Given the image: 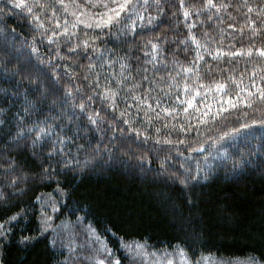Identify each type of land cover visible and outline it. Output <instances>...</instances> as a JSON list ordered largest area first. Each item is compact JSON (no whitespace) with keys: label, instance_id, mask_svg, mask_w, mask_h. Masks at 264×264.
<instances>
[{"label":"snow or ice","instance_id":"1","mask_svg":"<svg viewBox=\"0 0 264 264\" xmlns=\"http://www.w3.org/2000/svg\"><path fill=\"white\" fill-rule=\"evenodd\" d=\"M178 3L185 20L192 16L199 17L205 10L216 9L219 12L220 9L229 7H235L237 10L247 9L244 15L245 23L251 33L250 39L264 34V0L255 7L249 3V0H241L236 5L223 2L218 4L216 0H178ZM165 5L172 9L176 7L171 0H151V3L150 0H83V2L82 0H0V33L5 35L15 33V28L10 29L7 22L8 17L11 16L28 28L32 39L29 45V56L23 61L20 56H15L13 59L11 52L6 53L8 59L0 61V144H5L8 149L19 148L24 144L31 150L33 166L39 168V172L28 170L26 160L0 149V170H2L0 177L6 182L7 187L14 190L13 195L16 192H23L18 185L21 182H27L30 178L33 182L44 178L51 179L57 171L53 161L57 165L62 164L65 177L90 166H102L107 162L103 159V153L111 152V148L108 144L101 143H97L95 147L90 146L91 152L85 156L83 161L76 159L74 161L76 168H72L67 161L56 160L57 156L64 154V148L59 145L71 139L67 132H63L61 136L62 125L56 121L67 119L71 123L79 120L80 123L77 124L79 129L84 127L81 120V117H84L89 125L96 126L97 130L106 131L102 129L105 121L111 124L116 119H120L129 126L128 130L134 133L137 139L142 138L145 143L152 140L156 145H169L171 146L168 149L169 153L174 150L178 156L184 158L183 162L179 163V168L171 169L169 162L173 157L164 156L160 160L157 176L164 177L178 185L183 197V206L195 209L204 198V187L213 180L217 171L216 168L209 166L207 161L215 160L217 157H222L225 161L233 160L222 141L231 135L238 134L240 129L250 128L251 125L259 124L264 127V65L255 64L251 68L250 74L247 75V83H245L247 69L236 76L233 74L235 72L233 68L229 70L227 76H222L220 79L212 78L205 82L198 66L199 61L204 60L201 48L213 61L221 60L224 55L252 57L253 48L249 47L246 51L237 49L227 53L219 47L209 50L206 43L201 44L191 33L195 24L187 25L189 38L196 44L195 57L191 66H181L183 75L180 72L176 73L181 77L180 80L173 78V83L169 85L170 88L174 86L178 90L174 97L175 103L162 107L161 98L151 96V88L144 93L133 94L135 88L142 86L139 83L133 85L129 89V95L123 98L125 101L131 99L137 109L138 119L135 123L141 127H133L131 114L128 112V108L133 107V104H127L124 108L120 107L119 92L110 87L113 81L107 76L103 77L105 82L103 91H101V74L96 69L103 67V64L93 61L92 56L89 55V49L93 53L97 52L96 40L104 34L113 33L114 30L117 34L128 31L129 29L125 26L129 22H131L130 30L136 36L143 35L144 29L136 32L133 17L144 21L142 11L147 12L150 7H154L157 15L152 16L149 13L145 27L153 26L148 30L155 31L154 21L163 23L161 17L165 13ZM253 12H255V18L251 15ZM171 15L175 16L176 11L173 10ZM207 19L211 20L212 16L208 15ZM229 27L233 25L230 24ZM240 31L243 33V28ZM204 35L208 37L207 32ZM27 39L25 37L26 41ZM168 42L167 35L155 32L154 37L148 39L141 48L146 57L151 56V59L146 62L151 63L155 60L162 46ZM185 42L182 41V43ZM132 43L134 44L135 40ZM39 44H46L43 56L39 55ZM149 45L151 46L150 51L146 50ZM12 49L15 51V44ZM185 51H188V48H185ZM255 52L264 59V47L255 48ZM32 54H36V63L32 61ZM81 57L89 62L86 65L80 64L78 61ZM102 59L103 53L98 57V60ZM68 61L76 63H68ZM227 63L231 64V60ZM205 64L207 73L210 74L213 69L208 62ZM126 67L128 65L121 64L122 70ZM78 68L84 69L83 73L78 72ZM147 71L148 69H143V72ZM147 79L146 75H142V80ZM115 83L123 84L124 81L118 80ZM96 97H99V102L106 104L107 108L91 107L92 104L98 102ZM157 109L160 110L157 111ZM108 110L112 113L110 121ZM117 111L119 117L115 116ZM140 113H143L142 117ZM237 113L248 117L251 123H240L239 128L231 127L227 131H222L220 136L212 140L207 149L204 146L207 140L197 141L195 146L190 142L192 132L200 134L199 125L215 124L219 121L227 122L229 117ZM255 113L260 115L256 117L253 115ZM181 114H183L182 118ZM33 115H37L36 120L30 119ZM240 115L236 116L237 122L240 120ZM125 116L129 118L124 119ZM161 120L163 129H170L163 136L160 135L162 128L154 125V121ZM193 120L196 121L195 124L192 123ZM150 128L154 129L155 136L149 131ZM119 130L121 133L125 131L124 129ZM173 132L177 133L176 139L171 138ZM179 145H185L188 153L206 152L207 154L203 157L204 162L201 163L200 159L194 160L191 155L186 156L185 152L178 147ZM139 159L142 161L139 165L140 171L147 174L149 170L145 169L143 164L145 157L141 156ZM231 171L234 173V179L237 180L247 172L259 173L264 177V143L259 147L249 149L246 154L242 153L238 162L233 160ZM57 190L62 194H67L59 184ZM9 203V194L0 191V204L7 206ZM176 207L177 205L174 204L173 208ZM88 208L93 213L103 214L105 211L102 206L94 203H90ZM52 210L57 211V206L52 205ZM107 211L112 212L113 210L108 209ZM19 218L20 213L14 212L0 219V242L12 232L11 225ZM51 219V216L42 212L36 233L22 234L19 243L26 248L34 247L40 241L41 236H45L51 230L54 234L45 236L46 249L54 250L58 243L63 244V240L68 239L69 254L60 264H77V261H80V264L84 262L87 264H122V259H127L129 264H204L209 259L203 255L197 257L183 242H179L175 247L168 246L163 250L155 249L149 252L148 249L151 246L148 245L147 240L129 243L123 241V238H121V247L126 255L123 258L118 257L114 255V249L109 247L105 242L107 238L103 236V232H110L113 235L118 232L117 223L111 219L103 226V232L92 223L84 225V243L73 246L72 237L77 234L85 218L77 217L75 222L71 220L62 222L59 231L52 229ZM149 257H156V259L149 261ZM249 259L251 264H256L254 259ZM0 264H4V261L0 260ZM33 264H50V262L43 259L34 261Z\"/></svg>","mask_w":264,"mask_h":264},{"label":"trees","instance_id":"2","mask_svg":"<svg viewBox=\"0 0 264 264\" xmlns=\"http://www.w3.org/2000/svg\"><path fill=\"white\" fill-rule=\"evenodd\" d=\"M171 2L175 4V9L165 5V13L161 17L163 23L154 21L155 31L148 30L153 26L145 27L149 13L152 16L157 15L154 7H150L147 12L142 11L144 21L133 17L136 32L144 29L143 35L136 36L130 30L131 22H129L125 26L129 29L128 31L117 34L114 30L113 33L104 34L96 40L97 52L93 53L89 49V55L92 56L93 61L103 64V67L96 69L101 74V91L105 82L103 77L107 76L113 81L110 87L119 92L120 107L124 108L127 104H133V107L128 108L133 127H141L135 123L138 119L137 109L131 99L127 101L123 99L129 95V89L133 85L138 83L142 85L135 88L133 94L144 93L151 88V96L160 97L162 107L176 102L174 97L178 90L174 86L170 88L169 85L173 83V78L180 80L181 77L176 73L180 72L183 75L181 66H191L195 57L196 44L189 38L187 27L189 24H195L191 33L201 44L206 43L209 50L219 47L227 53L237 49L246 51L249 47L253 48L252 57L224 55L219 61H213L201 48L204 60L199 61L198 66L205 82L212 78L220 79L222 76H227L229 70L234 68L233 74L236 76L245 69L248 70L245 76V83H247V75L250 74L251 68L255 64L264 65V59L255 52V48L264 47V34L250 39L251 33L245 23L244 15L247 9L237 10L235 7H229L220 9L219 12L216 9L205 10L199 17L192 16L185 20L179 10L178 0H171ZM221 2L236 5L241 0H216L218 4ZM249 3L255 7L261 4L262 0H249ZM173 10L176 11L175 16L171 15ZM208 15L212 16L211 20L207 19ZM251 15L255 18V12ZM7 22L10 29L15 28V33L10 35L0 33V61L8 59L6 55L8 52L12 53L13 59L15 56H20L23 61L30 53L31 33L14 17H8ZM230 24L233 27H229ZM241 28L243 33L240 31ZM155 32L167 35L169 42L162 46L155 60L147 63L151 56L146 57L141 48L148 39L154 37ZM205 32L212 39L205 37ZM25 37L28 38L27 41ZM133 40H135L134 44ZM182 41L186 42L182 43ZM13 44H15V51L12 49ZM39 47V55L43 56L46 44H39ZM150 48L149 45L146 50L150 51ZM185 48H188V51H185ZM101 53H103V59L98 60ZM229 60L231 64L227 63ZM32 61L37 62L36 54H32ZM78 62L86 65L89 61L81 57ZM205 62H208L213 69L210 74L207 73ZM68 63L76 62L68 61ZM121 64H126L128 67L122 70ZM143 69L148 71L143 72ZM59 70L63 71V69ZM77 71L83 73L84 69L78 68ZM142 75H146L148 79L142 80ZM118 80H123L124 83L116 84L115 81ZM209 96L211 97V94ZM181 98L183 99L182 93ZM96 99L98 102L91 107L107 108L106 104L99 102V97ZM108 112L110 121L112 113L111 110ZM237 115L240 114L229 117L227 122L199 125L200 134L192 132L190 142L195 146L197 141L207 140L204 145L207 149L212 140L220 136L222 131H227L231 127L239 128L240 123H251L248 117L242 115L237 122ZM253 115L258 117L260 114ZM115 116L119 117L118 111ZM142 116L143 113H140V117ZM182 117L183 114H181ZM128 118V116L124 117V119ZM30 119L36 120L37 115L31 116ZM81 120L84 127L79 129L77 128L79 120L71 123L67 119L56 121L62 125L61 136L63 132H67L68 137H71L65 140L63 145H59L64 148V154L57 156L56 160L67 161L72 168H76L74 161L76 159L83 161L91 152V147H95L97 143L108 144L111 152L103 153V159L107 162L102 166H90L65 177L62 164L57 165L53 161L57 171L51 179L44 178L33 182L30 178L27 182H21L18 185L23 192H16L14 195V190L7 187L6 182L0 177V191L10 196V203L7 206L0 204V219L14 212L20 213V218L11 225L12 232L0 242L2 244L0 260H3L4 264H21L22 261L23 264H33L34 261L43 259H47L50 264H60L64 260L63 252L57 249H46V235L41 236L34 247L26 248L19 243L22 234L36 233L40 224V199L38 200L37 197L48 195L55 198L62 218L75 220L77 217H84L87 224L92 223L101 232L109 219L115 221L118 227L117 234L103 232V236L107 238L105 242L109 247L114 249L115 255L121 258L124 257L121 247V238H123L126 242L147 240L148 245L153 249L175 247L179 242H183L197 257L213 255L228 260L252 258L264 264V177L259 173L247 172L237 180L234 179V173L231 171L233 160L238 162L242 153L246 154L249 149L264 143V127L259 124L251 125L250 128L240 129L238 134L225 139L233 138L232 142L225 146L233 160L225 161L220 157L211 161L209 166L217 169L216 174L204 187L203 200L195 209H192L183 206V197L178 185L157 176L160 160L164 156L173 157L169 162L171 169L179 168V163L184 160L174 150L169 153L168 149L171 146L156 145L152 140L145 143L142 138L137 139L135 134L128 130L129 126L120 119H116L111 124L105 121L102 129L106 131L97 130L96 126L89 125L84 117H81ZM192 123L195 124L196 121L193 120ZM162 124V120L154 121L155 127L162 128L161 136L170 131V129H163ZM119 129L125 131L121 133ZM246 130H249V133L243 134ZM149 131L152 135H156L153 128ZM171 138L176 139L177 133L173 132ZM80 145L84 147L81 148ZM178 147L185 152L186 156L191 155L194 160L200 159L201 163L204 162L203 157L207 154L206 152L188 153L185 145ZM0 149L26 160L28 170L39 172V168L33 166L31 150L24 144L19 148L11 149H8L5 144H0ZM141 156L145 157L143 164L144 168L149 170L147 174L140 171L139 165L142 161L139 157ZM58 184L66 190V195L57 190ZM90 203L102 206L105 209L104 213L90 212L88 208ZM174 204L177 205L176 208H173ZM108 209L113 211L108 212ZM122 264H126V259H122Z\"/></svg>","mask_w":264,"mask_h":264},{"label":"rangeland","instance_id":"3","mask_svg":"<svg viewBox=\"0 0 264 264\" xmlns=\"http://www.w3.org/2000/svg\"><path fill=\"white\" fill-rule=\"evenodd\" d=\"M249 130H246L243 132V134L247 133ZM249 133V132H248ZM233 140V138L231 139H227V140H223L222 143L224 144V146L228 145L229 143H231ZM220 158V157H217ZM216 158V159H217ZM212 161V159H209L207 161L208 164H210ZM52 205H56L58 210L57 211H53L52 210ZM42 212L47 213L49 216L52 217L50 224L52 226V229H56L57 231H59V226L61 225L62 222H67L69 221L68 219L62 218L61 214H60V209L59 206L57 205V202L55 200V198L51 195L48 196H44L41 197L40 199V218H41V214ZM73 222L76 221L75 220H71ZM87 223L83 220L80 228L77 230V234L75 236L72 237V243L73 246H76L77 244H81L84 243L85 241V235H84V225H86ZM50 234H54L51 232L45 235H50ZM136 241V240H134ZM133 242V241H132ZM136 242H142V241H136ZM131 243V242H129ZM67 245H68V239H64L63 240V244L58 243L57 247L55 249L63 252L66 255H68V251H67ZM124 256L126 255L125 250L122 248ZM155 249L149 247L148 251L152 252ZM163 250V249H161ZM115 255V253H114ZM159 255V254H157ZM205 257H208L209 259L206 260L204 262V264H251V260L250 259H232V260H228V259H223V258H219L213 255H204ZM156 259V257H149V261ZM77 264H80V261H77ZM84 264H87V262H84ZM126 264H129V261L126 259ZM256 264H262L260 262L256 261Z\"/></svg>","mask_w":264,"mask_h":264}]
</instances>
